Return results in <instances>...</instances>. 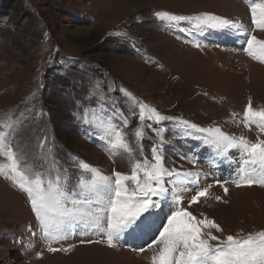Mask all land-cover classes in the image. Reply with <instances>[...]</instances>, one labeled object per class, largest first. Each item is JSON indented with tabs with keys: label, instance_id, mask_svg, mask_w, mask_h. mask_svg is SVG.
<instances>
[{
	"label": "rangeland",
	"instance_id": "obj_1",
	"mask_svg": "<svg viewBox=\"0 0 264 264\" xmlns=\"http://www.w3.org/2000/svg\"><path fill=\"white\" fill-rule=\"evenodd\" d=\"M156 12H207L242 27L196 33L187 23L179 28L162 24ZM248 35L264 39V30H254L246 0H16L6 6L0 1V119L11 114L23 121L12 144L17 147L19 141V149L26 154L25 165L40 166L33 155L42 151L39 145L47 138L44 154L66 167L72 179L78 169L70 158L87 162L106 175L114 171L128 174L127 155L114 161L91 138L94 129L75 114L96 104L90 92L107 97L106 111L110 113L114 105L128 118L123 131L135 149L134 130L140 122L138 114L130 113L142 102L174 118L155 126L166 128L165 166L201 173L199 187L189 186L181 193L180 206L197 219L207 217L218 224L221 232L204 231L220 239L264 230V187L231 184L234 191L230 183L225 184L240 167L237 151L230 150L227 158L218 156L233 169L232 176L223 180L210 169L216 157L210 145L175 134V121L182 119L199 127H220L252 142L258 136L264 139L255 126L249 130L243 124L249 100L254 109H264V63L243 51ZM69 67L74 72L68 73ZM50 74L67 81L73 77L68 87L60 82L59 96L50 95L54 83ZM96 82L113 90L95 91ZM144 131L143 154L151 158L150 149L158 138L150 128ZM178 153L196 159V164ZM134 156L141 158L139 151ZM0 162H4L2 157ZM221 184L229 188L227 195ZM209 185L206 197L190 203L196 191ZM162 207L168 211L167 202ZM101 239L77 234L52 244L71 246L69 251L49 252L26 194L0 176V264H151L153 249L146 243L127 236L115 249L103 242L88 243ZM141 245L144 252L138 250Z\"/></svg>",
	"mask_w": 264,
	"mask_h": 264
},
{
	"label": "snow or ice",
	"instance_id": "obj_2",
	"mask_svg": "<svg viewBox=\"0 0 264 264\" xmlns=\"http://www.w3.org/2000/svg\"><path fill=\"white\" fill-rule=\"evenodd\" d=\"M246 2L254 30H264V0ZM154 14L162 24L179 28L181 24L187 23L196 33L226 32L242 27L239 22L207 12L193 15L169 12ZM192 43L196 47L200 46L197 41ZM246 45L243 51L264 63V39L248 35ZM93 89L101 93L113 90L111 86H101L99 82L93 84ZM121 91L128 95L126 90ZM89 96L96 104L75 115L82 123L94 129L91 138L98 140L114 161L117 156L127 155L131 164L130 173L114 171L112 175H106L87 162L70 158L78 169L75 179H72L66 167L62 168L55 158L49 159L44 154L47 138L39 145L42 151L33 155L40 166L34 168L30 164L25 165L26 154L19 149V141L17 147L12 144L23 121L20 118L13 119L11 114L0 119V157L4 159V162H0V176L10 180L26 194L42 237L48 242L49 252L69 251L71 246L56 248L52 244L77 234L100 236L101 240H90L88 243L103 242L112 249L127 236L142 241L147 244L148 249H153L151 264H264V230L246 235H227L220 239L211 231H204L215 229L221 232L218 224L207 217L197 219L180 206L183 203L181 193L188 191L189 186L199 187L201 173L179 171L165 166L163 144L166 128L155 126L174 118L164 116L155 108L138 102L130 113L132 116L138 114L140 122L134 130V149L123 131L128 126V118L114 105L110 113L106 111L104 105L107 97L95 96L92 92ZM96 108H99V112ZM175 123L176 135L202 140L215 150L217 156L227 158L230 150L237 151L240 167L225 184L230 183L237 188L264 187V139L258 136L252 142L242 135H230L220 127H199L182 119ZM243 124L249 130L255 126L264 133V109H254L249 100L243 113ZM145 127L150 128L158 138V143L154 142L150 149L151 158L143 154ZM136 151H139L141 158L134 156ZM178 155L193 164L197 162L194 158ZM220 186L227 195L229 188L224 184ZM210 187L211 185L196 191L190 203L206 197ZM220 199L219 196L216 197L217 201ZM166 202L167 212L162 207ZM213 241L216 243H212ZM138 250L144 252L146 249L141 245Z\"/></svg>",
	"mask_w": 264,
	"mask_h": 264
},
{
	"label": "bare ground",
	"instance_id": "obj_3",
	"mask_svg": "<svg viewBox=\"0 0 264 264\" xmlns=\"http://www.w3.org/2000/svg\"><path fill=\"white\" fill-rule=\"evenodd\" d=\"M213 162L214 163L212 166H210V169H212L215 175H217L220 179L228 180L232 176L233 169L227 161L223 162L222 159L216 155V157L213 159ZM231 187L232 185L230 184V188ZM232 190H234L233 187Z\"/></svg>",
	"mask_w": 264,
	"mask_h": 264
},
{
	"label": "trees",
	"instance_id": "obj_4",
	"mask_svg": "<svg viewBox=\"0 0 264 264\" xmlns=\"http://www.w3.org/2000/svg\"><path fill=\"white\" fill-rule=\"evenodd\" d=\"M1 1V4L3 5V6H6V4L7 3H9L10 1H11V3L13 2H15L16 0H0ZM72 60V59H71ZM78 66V65H77ZM75 67V66H74ZM72 71V72H74V69H73V67H69V69H68V73H69V71ZM48 72H51V71H48ZM50 75H52V77H53V79L52 80H54V83L52 84V91L50 92V95L51 96H59L60 94H61V92L59 91V89H58V87L60 86V82H62L61 84H63V85H61V86H63V87H65V86H69V84L72 82V79H73V77L69 80L70 81V83L68 84V82L69 81H67V80H62V79H60V77L57 75V74H50ZM68 84V85H67ZM54 85H57V87H55ZM74 86V84L73 85H71V87H73ZM55 88V89H54ZM62 88V87H61ZM74 90H76V89H74ZM49 92V91H48ZM61 97V96H60ZM69 110H70V108H69ZM40 112L39 111H37L35 114L36 115H38ZM44 138V137H43Z\"/></svg>",
	"mask_w": 264,
	"mask_h": 264
}]
</instances>
